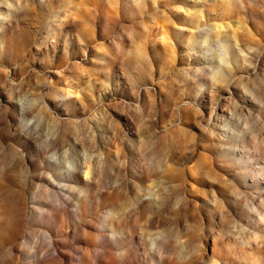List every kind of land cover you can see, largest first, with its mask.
<instances>
[{
	"label": "rangeland",
	"instance_id": "374dc122",
	"mask_svg": "<svg viewBox=\"0 0 264 264\" xmlns=\"http://www.w3.org/2000/svg\"><path fill=\"white\" fill-rule=\"evenodd\" d=\"M0 264H264V0H0Z\"/></svg>",
	"mask_w": 264,
	"mask_h": 264
}]
</instances>
